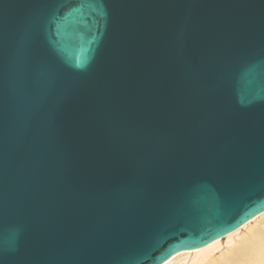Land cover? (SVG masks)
Returning <instances> with one entry per match:
<instances>
[{"label":"water","instance_id":"obj_1","mask_svg":"<svg viewBox=\"0 0 264 264\" xmlns=\"http://www.w3.org/2000/svg\"><path fill=\"white\" fill-rule=\"evenodd\" d=\"M76 3L0 0V264H163L264 212V0Z\"/></svg>","mask_w":264,"mask_h":264},{"label":"bare ground","instance_id":"obj_2","mask_svg":"<svg viewBox=\"0 0 264 264\" xmlns=\"http://www.w3.org/2000/svg\"><path fill=\"white\" fill-rule=\"evenodd\" d=\"M163 264H264V212L225 237L176 253Z\"/></svg>","mask_w":264,"mask_h":264},{"label":"snow or ice","instance_id":"obj_3","mask_svg":"<svg viewBox=\"0 0 264 264\" xmlns=\"http://www.w3.org/2000/svg\"><path fill=\"white\" fill-rule=\"evenodd\" d=\"M92 0H77L76 6L69 12V17L77 14L82 13L86 7H89L91 5ZM67 21V17L65 18V22ZM82 66V62H78L76 64L77 68H80Z\"/></svg>","mask_w":264,"mask_h":264}]
</instances>
